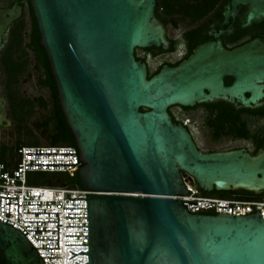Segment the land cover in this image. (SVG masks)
<instances>
[{"label": "water", "instance_id": "obj_1", "mask_svg": "<svg viewBox=\"0 0 264 264\" xmlns=\"http://www.w3.org/2000/svg\"><path fill=\"white\" fill-rule=\"evenodd\" d=\"M157 1L31 0L80 150L82 187L115 193L66 198L88 199L89 216L79 217H89V250L80 253L89 254V264H264L262 212L196 214L174 199L188 193L182 171L208 193L264 191V129L255 154L244 147L203 150L190 130L199 150L169 111L174 104L262 111L263 38L231 51L219 39L198 44L189 59L149 77L136 48H177L165 20L155 16ZM240 1H251L249 22L264 13V0H233L222 24L230 14L235 20ZM14 18L0 10V39ZM226 74L235 75L233 85L225 86ZM0 107L2 119L1 96ZM0 264L45 262L22 231L0 221Z\"/></svg>", "mask_w": 264, "mask_h": 264}, {"label": "flooded vegetation", "instance_id": "obj_2", "mask_svg": "<svg viewBox=\"0 0 264 264\" xmlns=\"http://www.w3.org/2000/svg\"><path fill=\"white\" fill-rule=\"evenodd\" d=\"M232 7L233 0H158L155 16L165 20L177 48L168 50L163 44L139 47L135 50L136 57L145 61L149 74L154 75L165 64L174 67L189 59L198 44L219 39L225 51L242 47L258 37L263 38L264 44V13L255 15L249 22L251 1H240L236 5L235 20L230 14L222 24L226 19L224 12L232 11ZM0 10L7 12V17L15 15L0 39V96L4 108L0 119V162L10 166V161L3 159L6 155L18 154L19 146L27 140L41 143L34 140V134L51 143L58 123V108L62 110V107L31 0H0ZM228 27L230 30L217 37L213 34ZM234 81L235 75H225V86L233 85ZM246 94L251 96L252 92ZM195 102L193 107L199 104ZM210 109L203 104L197 108H192L191 104H174L169 111L174 123L184 125L196 146L198 142L203 150L244 147L251 154L258 151V135L264 129V109L241 110L229 104L210 106ZM186 174L182 171L183 178ZM212 195L219 196L218 193Z\"/></svg>", "mask_w": 264, "mask_h": 264}, {"label": "built area", "instance_id": "obj_3", "mask_svg": "<svg viewBox=\"0 0 264 264\" xmlns=\"http://www.w3.org/2000/svg\"><path fill=\"white\" fill-rule=\"evenodd\" d=\"M82 166L79 148L68 144L21 146L12 166L0 162V221L22 231L45 264H89V254L80 253L89 250V217H79L89 216L88 199L66 198L115 193L61 183L62 175L75 177ZM34 172L61 175L30 184L29 173ZM183 180L188 193L175 194L174 199L181 201L191 213L251 215L262 212L264 217V191L254 195L218 196L204 194L189 174ZM189 201L200 205L191 206Z\"/></svg>", "mask_w": 264, "mask_h": 264}, {"label": "trees", "instance_id": "obj_4", "mask_svg": "<svg viewBox=\"0 0 264 264\" xmlns=\"http://www.w3.org/2000/svg\"><path fill=\"white\" fill-rule=\"evenodd\" d=\"M151 76H153V74L150 73L149 77ZM141 109L146 110L145 108H141ZM57 122L58 123L56 126V132H55L54 138L49 144H68V145L76 146L75 137L72 133L71 128L69 127L67 123L65 114L61 110V108L60 109L58 108V121ZM33 144L37 145V143H29L28 145H33ZM21 146H27V144H22L19 146V148ZM11 160H13V158H11ZM65 175L63 176V180L61 181L62 184L71 185L74 187H82L79 172L76 174L75 177H70L68 174H65ZM213 193H218L219 196H231L233 194H239V195H254L255 194L252 191H248L244 189L229 190V191L214 190L213 192H210V193L204 191V194H213Z\"/></svg>", "mask_w": 264, "mask_h": 264}, {"label": "rangeland", "instance_id": "obj_5", "mask_svg": "<svg viewBox=\"0 0 264 264\" xmlns=\"http://www.w3.org/2000/svg\"><path fill=\"white\" fill-rule=\"evenodd\" d=\"M34 140H37L41 143L38 142H34L32 140H27L24 144H29V143H37L38 144H47V142L44 139H41L38 134H34L33 135ZM36 145V144H33ZM18 154L14 153L12 155H6L3 159L4 160H8L10 161V166H12L15 163V160L17 158ZM11 158H13V160H11ZM61 174H57V173H45V172H34V173H29V183L30 184H40V182H42L45 179L48 178H55V177H59ZM65 175V174H64ZM62 175V176H64ZM67 176V175H65Z\"/></svg>", "mask_w": 264, "mask_h": 264}]
</instances>
